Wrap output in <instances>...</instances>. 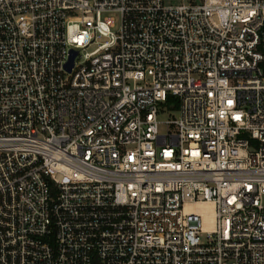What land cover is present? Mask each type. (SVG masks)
Masks as SVG:
<instances>
[{"label":"built area","instance_id":"1","mask_svg":"<svg viewBox=\"0 0 264 264\" xmlns=\"http://www.w3.org/2000/svg\"><path fill=\"white\" fill-rule=\"evenodd\" d=\"M263 198L264 0H0V264H264Z\"/></svg>","mask_w":264,"mask_h":264},{"label":"bare ground","instance_id":"2","mask_svg":"<svg viewBox=\"0 0 264 264\" xmlns=\"http://www.w3.org/2000/svg\"><path fill=\"white\" fill-rule=\"evenodd\" d=\"M187 209H194L200 214H202L208 223V227H212L214 211H213V204L211 202L187 205Z\"/></svg>","mask_w":264,"mask_h":264},{"label":"rangeland","instance_id":"3","mask_svg":"<svg viewBox=\"0 0 264 264\" xmlns=\"http://www.w3.org/2000/svg\"><path fill=\"white\" fill-rule=\"evenodd\" d=\"M189 2L190 0H165V2L167 4H171V3H174V4H177V3H181V2ZM97 46H93L91 48H89L87 51L90 52V51H93ZM174 105L175 106H172L174 109L171 111V114L170 113H167V112H164L162 113L160 116H159V119L161 122H166L168 119H172L174 117H177L178 115V107L176 105H178V102L175 100L174 102ZM161 131L164 132L166 130V126L164 124H161ZM263 204H264V198H263Z\"/></svg>","mask_w":264,"mask_h":264},{"label":"water","instance_id":"4","mask_svg":"<svg viewBox=\"0 0 264 264\" xmlns=\"http://www.w3.org/2000/svg\"><path fill=\"white\" fill-rule=\"evenodd\" d=\"M76 55H77V51H72L71 52L70 60H69V62L66 65L68 71H70L72 69V67L74 65V59H75Z\"/></svg>","mask_w":264,"mask_h":264},{"label":"trees","instance_id":"5","mask_svg":"<svg viewBox=\"0 0 264 264\" xmlns=\"http://www.w3.org/2000/svg\"><path fill=\"white\" fill-rule=\"evenodd\" d=\"M171 100V99H170Z\"/></svg>","mask_w":264,"mask_h":264}]
</instances>
